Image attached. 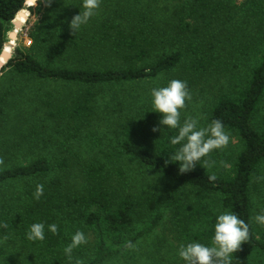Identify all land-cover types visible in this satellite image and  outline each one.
<instances>
[{"label": "trees", "instance_id": "16d2710c", "mask_svg": "<svg viewBox=\"0 0 264 264\" xmlns=\"http://www.w3.org/2000/svg\"><path fill=\"white\" fill-rule=\"evenodd\" d=\"M122 8L90 19L75 35L57 28L50 37L52 56L43 62L16 42L8 45V37L17 14L18 21L25 19L24 9L29 17L48 19L44 0H0V79L9 72L28 88L63 89L45 92L26 109L6 91L0 98V131L10 137V145H3L14 149L0 154V258L7 242L31 264H74L77 258L84 264H127L140 260L142 255H135L144 248L129 250L126 243L143 245L163 213L180 247L211 246L217 217L231 212L250 229L232 264H264L259 233L264 226L254 219L253 199L256 192L263 194L264 129L258 131L254 120L264 101V0H128ZM61 12L52 15L55 22ZM66 51L74 55L63 57ZM238 68V85L228 91L220 85L198 120L199 127L222 121L239 143L238 152L228 144L204 158L213 162L211 168L197 164L180 173L179 162L170 158L179 147L171 144L178 130L159 125L162 116L151 104L134 110L126 87L144 80H162L165 87L176 79L200 98L201 91L215 88L214 74ZM99 99H107L102 105L111 129L106 151L96 150L103 144L92 131ZM78 137L87 139L74 150ZM24 145L30 149L20 150ZM213 173L217 180L210 182ZM38 184L44 195L36 200ZM142 220L147 224L134 232ZM34 223L44 224L43 241L27 239ZM51 224L58 234L48 230ZM77 231L88 242L74 249L70 262L64 249Z\"/></svg>", "mask_w": 264, "mask_h": 264}, {"label": "rangeland", "instance_id": "374dc122", "mask_svg": "<svg viewBox=\"0 0 264 264\" xmlns=\"http://www.w3.org/2000/svg\"><path fill=\"white\" fill-rule=\"evenodd\" d=\"M126 1L128 0H101V4L97 11V15L91 19L98 17V20H101L104 16L110 13L115 14L117 11L123 9L122 6L125 4ZM82 3L83 0H53L50 6H46L44 13V16H48V19L46 20L42 17V15H39L37 17H29V15H26L25 19L22 22H20L17 19L18 16L17 14V16L13 20V25L14 22L16 21L18 23V27L14 25V30L12 31V33L9 34L8 37L10 40L8 41V45H11L12 43L16 42L20 47H23L25 50L31 52L36 58L45 62L52 56V51L50 48L51 33H56L57 28L69 29V23L72 17L79 14L80 11H83ZM153 4L155 6V4L159 5L160 3H155V1H153ZM57 9L62 10L61 12L62 14L59 17V21L55 22L52 15L57 11ZM23 12L26 13L25 10H22L20 13ZM81 30H83V28H81L79 31ZM244 34L248 37L252 35V33L249 34L244 33ZM12 35L14 36L13 40L12 38H10V36ZM230 38L231 35L227 33V40H230ZM71 55L74 54L71 51H66L63 57H67ZM239 69L240 68H238L237 70L234 69L232 72H228L230 73L228 75L225 74L223 75V73L214 74L213 85H215V88L212 90V92L209 93V87H207L205 90L201 91L202 94L200 95V98L193 97V92L195 93V91L191 92L192 99L191 101L187 102V106L185 109L182 110V113L184 115L187 114L189 115V113L194 112L195 113L194 118L199 120L201 118L200 113L203 112L208 107V105L212 102L215 95H217V93H219L222 90L219 88L220 85H223L225 87L224 89L227 91L229 89L228 87L232 88L233 86L238 85V81L240 79L236 77V74L239 71ZM238 76H242V74H238ZM228 79H232V82L230 80L227 81ZM161 81L162 80H144L143 82L137 84L134 83L133 85H129L126 87L127 88L126 94H132L134 96L131 97L133 98L134 102L130 101L133 104L137 105V107L134 110H136L138 107H141L144 104L145 106H148L149 104L152 105L151 92L154 88L164 87L162 86L163 83ZM19 82L25 83L23 81H18L17 78L14 77V75L10 74L9 72H6L0 79V98L6 91L8 92L10 99L12 97H14L16 100L20 99V101H17V104L22 106L24 109L39 103L40 96L43 95L45 92H51L55 94V92L63 90L59 86L56 87V85L53 86L48 84H44L40 88L37 86L28 88L23 84H20ZM9 89H16L17 92L10 93ZM22 92L26 94H22ZM97 94H98V98L103 95L101 91L97 92ZM106 102L107 99H104L102 102L100 101V99L98 100L100 106L96 110L95 122L92 130L101 139V143L103 144V145L100 144V141L97 137L92 136L93 140H95L96 142L99 141L98 143L100 144V146L96 149L97 151L107 150V140L111 136L110 135L111 129L107 128L108 124L106 125L103 120L105 108H103L102 105H105L104 103ZM184 120L185 117H182L181 115V123H183ZM254 124H255L254 125L255 128L258 131L260 132L263 131L264 101L262 102L260 110L256 115ZM86 139L87 137H78L75 140H73V144H74L73 149L74 150L77 149L76 146L78 143L84 144L86 142ZM4 142L10 145V137L7 132L0 131V154L1 152L4 151L14 150L12 149V146L9 147V145L7 146H5V144L3 145ZM11 142L13 141L11 140ZM229 142H230L229 143L230 150L238 152L240 147H239V143L236 141V138L230 137ZM24 149L29 150L30 148L28 147V145L26 146L24 145L20 150L24 151ZM65 149L66 148H62L60 150L63 151ZM261 175L262 177H264V167ZM151 185H155V184L152 183ZM260 188L263 191V194L260 196L256 192L253 198L256 207L255 209L257 210V214H261V210L264 205V179L260 180ZM146 224H147V220L139 221L135 226L136 230H134V232L137 231V229L143 228ZM259 233L261 235H264V229ZM167 244L172 245L173 250H168ZM13 246H17V245L13 243L5 242L3 246L5 249V255L0 258V264H31L30 262L27 263L26 254L25 256H23L22 251L14 249ZM137 248H144V252H136L135 255V256L142 255V258L137 262H135V260L131 258V260L127 264L130 263L131 264H169L168 261L170 262V264H177L178 262H181L180 257L174 258V252L178 253L180 247H178L176 242L173 241V235L171 233V228L168 223V218L166 213H163V219L161 220L160 224L145 238V243H143V245H138L136 249ZM166 252L167 254H165Z\"/></svg>", "mask_w": 264, "mask_h": 264}, {"label": "clouds", "instance_id": "9594fccd", "mask_svg": "<svg viewBox=\"0 0 264 264\" xmlns=\"http://www.w3.org/2000/svg\"><path fill=\"white\" fill-rule=\"evenodd\" d=\"M53 0H44L46 6H50ZM101 0H83L79 14L72 17L69 29L73 35L82 26L86 25L91 18L97 15ZM152 107L154 112L161 114L160 125L178 130V134L171 138L172 145H179L175 153L170 157L175 162H179V172L188 173L194 170L199 164L203 168H211L213 162L204 159L219 149H224L229 144V134L225 131L220 120H214L207 127H199L198 120L187 118L181 123V112L186 108L187 102L192 96L185 81L171 80L167 86L154 88L151 92ZM161 128H153V132L161 131ZM203 162V163H201ZM4 165V159L0 157V166ZM259 179H264L261 177ZM210 182L217 180L213 173L208 176ZM44 195V185L38 184L34 193V198L39 200ZM255 221L264 226V213L254 217ZM7 228L8 225L4 224ZM48 230L56 235L58 226L51 224ZM5 239H7L5 237ZM30 241H43L45 239L44 224L34 223L27 234ZM250 239L249 225L238 217L237 214L226 212L220 214L214 225V236L211 246L201 243H189L181 245L178 255L185 264H232L233 254L241 250V245L248 243ZM87 237L82 231H77L71 238V243L64 249L69 261H73L74 249L86 244ZM136 244L131 241L126 243V248L136 250ZM74 264H84L81 259H75Z\"/></svg>", "mask_w": 264, "mask_h": 264}, {"label": "water", "instance_id": "95a60500", "mask_svg": "<svg viewBox=\"0 0 264 264\" xmlns=\"http://www.w3.org/2000/svg\"><path fill=\"white\" fill-rule=\"evenodd\" d=\"M24 10L26 11L27 15H29L28 11L26 9H24ZM14 25L18 27V23L16 21L14 22ZM10 38H12V40H13L14 36L12 35V36H10Z\"/></svg>", "mask_w": 264, "mask_h": 264}]
</instances>
